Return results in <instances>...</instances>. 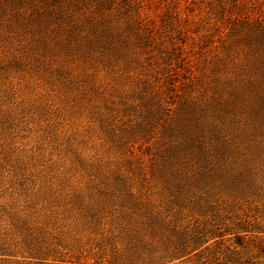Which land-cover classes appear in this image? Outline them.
<instances>
[{
    "label": "rangeland",
    "instance_id": "rangeland-1",
    "mask_svg": "<svg viewBox=\"0 0 264 264\" xmlns=\"http://www.w3.org/2000/svg\"><path fill=\"white\" fill-rule=\"evenodd\" d=\"M248 170L264 174V0H0V208L260 200Z\"/></svg>",
    "mask_w": 264,
    "mask_h": 264
},
{
    "label": "trees",
    "instance_id": "trees-1",
    "mask_svg": "<svg viewBox=\"0 0 264 264\" xmlns=\"http://www.w3.org/2000/svg\"><path fill=\"white\" fill-rule=\"evenodd\" d=\"M252 173L260 200H7L0 264H264V174Z\"/></svg>",
    "mask_w": 264,
    "mask_h": 264
}]
</instances>
